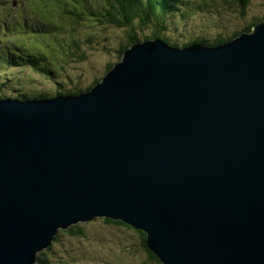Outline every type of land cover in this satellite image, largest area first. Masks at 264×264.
<instances>
[{"label": "water", "instance_id": "1", "mask_svg": "<svg viewBox=\"0 0 264 264\" xmlns=\"http://www.w3.org/2000/svg\"><path fill=\"white\" fill-rule=\"evenodd\" d=\"M95 217L143 231L161 264H264V21L134 41L90 90L0 99V264Z\"/></svg>", "mask_w": 264, "mask_h": 264}, {"label": "rangeland", "instance_id": "2", "mask_svg": "<svg viewBox=\"0 0 264 264\" xmlns=\"http://www.w3.org/2000/svg\"><path fill=\"white\" fill-rule=\"evenodd\" d=\"M248 1L241 13L229 0H187L185 6L180 8L177 4L162 14V28L145 25L135 28V32L140 40L158 33L178 47L198 38L212 44L219 37H232L250 22H259L264 16V0ZM103 3L106 0H4L0 17L15 16L10 30L0 27V49L4 54L12 49L16 53L28 50L43 55L52 73L0 65V80L5 82L2 94L51 97L57 92L85 91L94 80H99L109 64L120 60L118 48L128 39L125 28L103 21ZM74 9L83 14L69 17L70 12L76 13ZM22 22H32L37 27L43 22H56L60 27L57 35L32 33ZM73 228L80 233L58 231L36 263L46 260V264H161L148 255L142 247V234L131 227L95 217Z\"/></svg>", "mask_w": 264, "mask_h": 264}, {"label": "trees", "instance_id": "3", "mask_svg": "<svg viewBox=\"0 0 264 264\" xmlns=\"http://www.w3.org/2000/svg\"><path fill=\"white\" fill-rule=\"evenodd\" d=\"M186 1L187 0H106L107 6L105 3L102 4L103 12H101V14L103 16V21L108 24H112L114 26L125 28L126 34L128 36L127 42L124 45L119 46L118 48L119 56L121 57L122 52L129 44H131L134 41H140V38L136 35L135 28L143 27L145 25L157 26L158 28H162L163 27V22H162L163 15L162 14L173 10L177 4H180V8L182 6H185ZM229 1L233 5H235V7L236 6L239 7L241 13L245 12V8L249 2L248 0H229ZM3 2L4 0H0V6ZM74 11L76 13L70 12L69 13L70 15L68 14V16L71 18H72V15L80 17L81 13L83 14L82 11H76L75 9ZM14 16H15L14 14L13 15L11 14L9 18H7L6 16H1L0 17V27L7 26L10 30V24L12 23V19ZM259 21H264V16L261 19H259ZM22 23L24 24V27L32 33H48V34L51 33V34L57 35V30L60 27L58 24H56V22H51L50 24L43 22L41 23V26H38V27L32 22L30 24H26L25 22H22ZM255 23L257 22L255 21L250 22L244 29H242V31H237L233 33L232 37H227V38L219 37L212 44L223 43L229 39L236 37L238 34H240L241 32L245 30L249 31ZM148 38H159L171 46H177L175 43H171L167 38L160 37L158 33H153L151 37L149 36L144 37V39H148ZM194 43L212 45L206 40L198 38V39L191 40L190 42L185 43L182 46H185L187 44L188 45L194 44ZM7 47H8L7 45H3V48L8 49ZM18 52L19 53H16L14 50L8 49L6 54H4L3 49H0V59H1L0 65L18 66V67H21L22 69L33 68V69H37L40 72L41 71L46 72V75H49L50 73H52L50 66H47L46 64L48 62H46V59L44 58L43 55L37 54L36 52H33V51H28V50L27 51L25 50L24 52H20V51ZM111 67H112V64H109L107 70H109ZM1 75L3 74H0V78L2 77ZM99 80L97 79L94 80L92 84H90L88 89H86L85 91L90 90ZM4 83H5L4 79L0 80V99L9 98V99H19V100H37V99L53 98L59 95L66 96L70 94L74 95V94H78L81 92H85L81 90H75L73 92L68 91L66 93L57 92L55 95L51 97L47 95H38V96L19 95L18 97H13L12 95L2 94V86ZM104 218H105V221L107 222L118 223V224L124 223L121 220H113V219H109L106 217ZM88 221L90 220L80 221L74 225H71L67 229H59L58 231H64L70 234L80 233V232H77V229H74L73 226L77 227V224L81 222H88ZM57 232L53 235L52 240L55 238V235L57 234ZM139 232L142 234V245H143L142 247L144 248V250L148 253L149 256L158 260L155 257V255L151 252V250L147 249V246L145 244L146 234L140 230ZM52 240H51V243H52ZM40 254H42V252L37 253L36 260L38 259V256ZM40 263L46 264V260H41ZM33 264H37V263L34 262Z\"/></svg>", "mask_w": 264, "mask_h": 264}, {"label": "flooded vegetation", "instance_id": "4", "mask_svg": "<svg viewBox=\"0 0 264 264\" xmlns=\"http://www.w3.org/2000/svg\"><path fill=\"white\" fill-rule=\"evenodd\" d=\"M117 224H118V223H117ZM123 225L128 226V227H131V226H129V225H127V224H124V223H123ZM131 228L139 232V229H135V228H133V227H131ZM140 231H141V230H140ZM139 233H140V232H139Z\"/></svg>", "mask_w": 264, "mask_h": 264}]
</instances>
